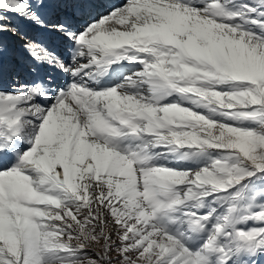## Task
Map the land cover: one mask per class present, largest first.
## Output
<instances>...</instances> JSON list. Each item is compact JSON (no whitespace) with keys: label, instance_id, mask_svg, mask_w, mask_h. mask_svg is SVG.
Segmentation results:
<instances>
[{"label":"snow or ice","instance_id":"6c2138e0","mask_svg":"<svg viewBox=\"0 0 264 264\" xmlns=\"http://www.w3.org/2000/svg\"><path fill=\"white\" fill-rule=\"evenodd\" d=\"M0 264H264V0H0Z\"/></svg>","mask_w":264,"mask_h":264},{"label":"bare ground","instance_id":"6f19581e","mask_svg":"<svg viewBox=\"0 0 264 264\" xmlns=\"http://www.w3.org/2000/svg\"><path fill=\"white\" fill-rule=\"evenodd\" d=\"M112 3H120L121 0H111Z\"/></svg>","mask_w":264,"mask_h":264}]
</instances>
